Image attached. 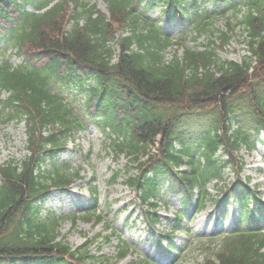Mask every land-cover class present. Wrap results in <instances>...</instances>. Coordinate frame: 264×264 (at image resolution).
<instances>
[{
  "label": "trees",
  "instance_id": "16d2710c",
  "mask_svg": "<svg viewBox=\"0 0 264 264\" xmlns=\"http://www.w3.org/2000/svg\"><path fill=\"white\" fill-rule=\"evenodd\" d=\"M134 1L105 0L108 18L84 0H0V46L12 43L22 59L14 67L0 58V94L8 96L0 100V124L24 121L29 153L0 166V264H107L60 239L63 219L40 217L51 189L82 178L79 170L58 166L55 156L91 122L110 130L108 153L137 169L127 183L142 192L143 203L169 182L184 204L196 201L201 211L217 202L212 182L219 194L232 191L225 192L230 168L241 214L234 232L208 239L204 264H264L262 217L256 216L264 200L242 177L241 156L255 150L264 132V0H240L225 10L247 34L242 43L249 56L240 63L219 57L230 36L213 22L201 31L220 46L209 40L202 51L186 48L166 61L172 42L131 13ZM29 6L39 13L26 11ZM125 31L130 35L116 38ZM74 88L87 94L82 105L63 93ZM96 213L73 221L99 223Z\"/></svg>",
  "mask_w": 264,
  "mask_h": 264
},
{
  "label": "rangeland",
  "instance_id": "374dc122",
  "mask_svg": "<svg viewBox=\"0 0 264 264\" xmlns=\"http://www.w3.org/2000/svg\"><path fill=\"white\" fill-rule=\"evenodd\" d=\"M91 3L96 4L103 13H107L102 0H91ZM223 6L219 5L217 9L219 10ZM159 17V11L149 14L151 20ZM228 18H231L232 24L236 23V19L231 14H228ZM213 24L216 30L231 36L230 46L226 47L224 51H219L220 58L241 62L242 58L246 56V49L240 43L243 36L241 32L234 29L230 33L225 18H218ZM163 29L169 33L174 41L183 38L181 31L173 25L168 28L163 24ZM217 36L219 34H216ZM209 39V36L204 35L202 39H198L197 43L188 40L187 45L192 49H195L196 46L201 48L199 44H206ZM220 43V40L217 39L216 44L220 45ZM176 51L175 47L169 49L165 54L166 61H170ZM181 54L182 50L179 51L178 55ZM105 142H108L105 136L93 128L87 133L78 135L76 147L71 145L67 153L60 157V161L67 162L76 169L81 166L85 180L66 193L53 192L43 206L42 216L47 217L52 214L60 217L76 213L81 214L85 209L93 206L90 199V188L92 187L90 182L95 177L93 186L95 185L98 191L100 209L104 213L108 212L109 219L115 220L116 228L123 233L128 243L140 253H129L127 258L122 261L114 258L110 264H139L142 260L141 255L144 254V257L157 264H170V261L174 260L177 255L170 253V251L167 253L164 249L166 239H163L162 245H160L158 238L160 237L159 234L165 235L170 232V226L173 225L177 214L182 211L179 198L169 195L160 200L156 212L160 218V224L155 227V230H152L144 219L145 209L141 206L139 198L125 186L124 182L127 177L120 176L116 182L111 184L113 173L126 167V159L111 160L106 153ZM257 146L256 151L250 155L243 152L244 162H246L244 175L250 177L252 187H258L259 193L264 197V144ZM26 155L24 124L0 127V163L7 160L20 161ZM88 155H91L90 160L86 161ZM227 177L233 180V174L229 171H227ZM224 208L221 204H212L205 212L201 213H198L194 208L188 209L187 219L181 224L182 231L176 234L173 239L175 247L181 249L180 257L174 261V264H201L204 260L206 247L200 245L197 240L202 239L203 242H206L205 238L226 232L228 228L232 227L235 215L239 211L235 203L229 205L227 214H221L220 211L223 212ZM104 232L102 225L94 229L92 224L86 221H80L76 225L70 222L61 224V235L73 250L86 245L93 254H102L108 258H113L116 254L113 245H103L102 241L93 243L97 235H104Z\"/></svg>",
  "mask_w": 264,
  "mask_h": 264
}]
</instances>
